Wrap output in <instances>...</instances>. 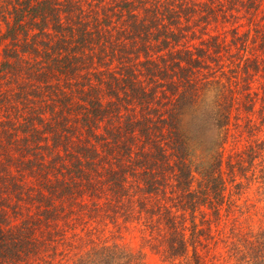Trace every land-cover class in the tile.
Returning <instances> with one entry per match:
<instances>
[{"label":"trees","instance_id":"obj_1","mask_svg":"<svg viewBox=\"0 0 264 264\" xmlns=\"http://www.w3.org/2000/svg\"><path fill=\"white\" fill-rule=\"evenodd\" d=\"M252 194L264 0H0V264H264Z\"/></svg>","mask_w":264,"mask_h":264},{"label":"rangeland","instance_id":"obj_2","mask_svg":"<svg viewBox=\"0 0 264 264\" xmlns=\"http://www.w3.org/2000/svg\"><path fill=\"white\" fill-rule=\"evenodd\" d=\"M251 197H252L253 203L254 204L257 203L258 209L264 208V198H261L260 196H257L256 194H252ZM123 243L135 251L139 250V241L137 239L133 240V238L128 236L124 240ZM146 253H147L148 264H163L158 257L151 255V253L148 250H146Z\"/></svg>","mask_w":264,"mask_h":264}]
</instances>
